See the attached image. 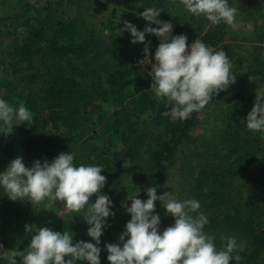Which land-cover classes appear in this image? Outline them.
<instances>
[{
  "label": "trees",
  "instance_id": "obj_1",
  "mask_svg": "<svg viewBox=\"0 0 264 264\" xmlns=\"http://www.w3.org/2000/svg\"><path fill=\"white\" fill-rule=\"evenodd\" d=\"M149 7L161 11L157 19L173 24V36L198 38L231 59L228 25L189 13L180 0H0V99L14 109L23 103L33 114L31 126L13 120L11 135L0 122V173L17 156L31 167L70 152L76 166L103 168L101 194L116 209L133 195L131 174L138 165L157 195L167 191L181 202L200 203L208 219L203 231L218 250L235 238L231 264H264V132L248 130L246 122L256 96L226 90L185 120L164 116L172 105L150 91L152 81L136 67L145 45L158 37L146 35L145 44H132L130 33L120 30L128 21L143 31L147 22L139 13ZM256 36L245 76L264 87V23ZM162 209L157 201L160 216ZM56 210H47L45 200L13 202L0 186V245L27 248L25 224L72 232L74 243H95L83 211L59 216ZM105 223L101 264H109L104 245L119 243L115 216ZM172 224L164 214L161 228Z\"/></svg>",
  "mask_w": 264,
  "mask_h": 264
},
{
  "label": "clouds",
  "instance_id": "obj_2",
  "mask_svg": "<svg viewBox=\"0 0 264 264\" xmlns=\"http://www.w3.org/2000/svg\"><path fill=\"white\" fill-rule=\"evenodd\" d=\"M186 11L203 15L211 24L224 22L233 30L236 23L237 8L230 7L228 0H180ZM161 11L145 8L139 17L147 22L143 31L124 21L122 32L130 33L132 44H145L146 35L160 39L155 50L154 62L149 56V45H145L142 64L151 65L149 76L152 78L150 91L157 98H166L172 105L164 116L185 120L193 112L201 111L220 92L235 84L232 64L227 54L214 50L200 39L194 40L190 47L186 35H172L173 24L157 19ZM155 24L157 27H152ZM33 114L23 103L14 109L0 99V122L3 131L11 135L12 122L32 125ZM247 129L264 132V93L256 91L254 106L248 113ZM101 166L74 165V155L60 153L51 162L47 159L33 161L27 167L22 157L11 160L5 171L0 173V186L9 200L30 204L41 203L45 199L59 202V216L84 212L82 216L89 226L87 235L91 242H73V233L57 232L48 227L25 224L26 235L30 242L23 251L5 250L0 245V259L7 264H101V237L107 227L105 221L114 217L112 201L101 194L107 178L101 175ZM140 191V190H139ZM139 194V192H138ZM137 195L129 198L131 206L123 204L130 220L125 224L119 243H106L109 264H231L232 253L236 249L235 238H228L226 245L218 250L212 236L203 229L208 223L206 215L199 212L201 207L196 199L179 201L172 192L157 195V188L146 189L148 199L142 201ZM95 196V202L92 197ZM159 201L165 215L174 219V224L160 231L161 217L156 213ZM239 261L240 257L235 256Z\"/></svg>",
  "mask_w": 264,
  "mask_h": 264
},
{
  "label": "rangeland",
  "instance_id": "obj_3",
  "mask_svg": "<svg viewBox=\"0 0 264 264\" xmlns=\"http://www.w3.org/2000/svg\"><path fill=\"white\" fill-rule=\"evenodd\" d=\"M230 7H235L238 10L236 23L239 27L233 30L228 26V33L225 38V43L232 51L230 62L232 64L233 75L236 76L235 84L229 86L227 90L231 93H239L241 95L252 94V96H256V91L258 93H264V87L260 82L245 76V67L247 65L245 63H247L248 59L252 57L257 50L256 33L259 26L264 23V0H234ZM73 14V10L69 9L67 17H72ZM96 35H98V38H101V29L97 31ZM7 42H9V39L4 40V44ZM205 129L206 128H200L197 132L205 134ZM137 166L138 165H134L131 174V178L134 182V191L131 197L137 195L139 192L137 198L146 201V189L149 188V186L146 185L147 183L145 184L143 182V177L140 175L141 173L139 174V167ZM259 191L260 189L255 190L257 193H259ZM249 195L250 192L244 193L245 197ZM128 199L125 200L123 204L127 203V206L130 207L131 201ZM122 205L118 206L116 209H111V211L115 213L117 235L119 236L124 232L125 224L131 218ZM45 206L47 210L51 211L57 209V212L58 209L62 207L58 202L56 203L48 199H45ZM164 214L165 210L162 209L161 219L164 217ZM160 231H163L161 224Z\"/></svg>",
  "mask_w": 264,
  "mask_h": 264
},
{
  "label": "built area",
  "instance_id": "obj_4",
  "mask_svg": "<svg viewBox=\"0 0 264 264\" xmlns=\"http://www.w3.org/2000/svg\"><path fill=\"white\" fill-rule=\"evenodd\" d=\"M160 43V39L158 38L152 45L149 46V56L153 58V62H154V54H155V50L158 47ZM192 42H188L189 47L191 45ZM144 59V50L141 54V58L137 61L136 63V67L143 73H145L146 75L149 74V72L151 71V65L149 64H142L140 61H142ZM149 76V75H148ZM150 80L152 81L151 76H149Z\"/></svg>",
  "mask_w": 264,
  "mask_h": 264
}]
</instances>
